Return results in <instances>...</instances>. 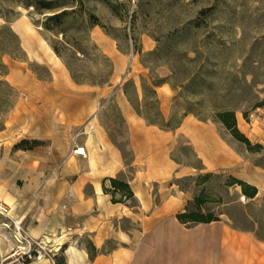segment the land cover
<instances>
[{"label":"rangeland","instance_id":"obj_1","mask_svg":"<svg viewBox=\"0 0 264 264\" xmlns=\"http://www.w3.org/2000/svg\"><path fill=\"white\" fill-rule=\"evenodd\" d=\"M60 71L70 84L93 89L96 130L120 151L124 163L114 178L130 186L134 177L133 131L124 105L144 124L166 131L163 151L170 173L150 184L149 194L153 202L171 206L169 226L177 223L176 214L197 211L218 218L224 227L251 232L264 247V239L255 236L264 238V0H0V130L12 125V116L27 102L26 88L34 84L22 85L26 74L48 82ZM8 72L22 87L6 79ZM224 110L234 111L236 127L249 145L218 121L217 113ZM88 122L75 130L72 140L77 144L87 134L91 144ZM198 127L204 128L206 147L212 149L219 139L228 153L222 150L216 161L200 159L190 139ZM72 140L68 154L51 164L50 173L72 155ZM137 140L140 149H148L146 139ZM12 141L0 140L1 177L21 186L25 180L20 172L40 164L38 155L27 151L32 149ZM152 148L161 150L159 139ZM71 163L84 167L75 158ZM67 178L73 184L78 176ZM236 181L256 187V195L246 197ZM105 187L112 191L108 181ZM4 189L0 185V204L10 216L0 214V264L24 244L15 239L21 238L13 221L47 247L54 243L29 232L33 218L13 214V204L2 198ZM113 197L137 203L118 192ZM194 224L181 223L179 230L191 231ZM121 228L133 234L140 230L130 219L121 220ZM48 232L54 238L58 234ZM77 244L91 247L87 237ZM112 246L110 239L105 248ZM50 247L52 256L41 261L63 264L60 249Z\"/></svg>","mask_w":264,"mask_h":264},{"label":"crops","instance_id":"obj_2","mask_svg":"<svg viewBox=\"0 0 264 264\" xmlns=\"http://www.w3.org/2000/svg\"><path fill=\"white\" fill-rule=\"evenodd\" d=\"M66 74L54 73V79L48 82L26 74L22 85L34 84L26 88L27 102L12 116V125L0 130V140L9 137L12 143L22 139L38 141L27 151L38 155L40 166L20 172L25 180L21 186L13 178L4 180L0 166V185H5L2 198L13 204L11 211L20 219L33 218L28 226L33 236L54 240L50 246H55V252L60 249L65 264H264L259 260L264 258V247L254 242L251 232L228 226L226 229L219 220L194 224L186 232L179 230L181 222L177 219L173 227L167 224L172 223L171 206L167 201L153 202L149 194V185L170 173L163 151L166 131L144 124L126 105L135 146L134 177L129 183L137 203H113L102 185L122 172V156L108 143L103 131L96 130L93 89L70 84ZM6 79L17 88L22 87L15 81L14 73L8 72ZM87 121L85 132L91 133V144H87L88 134L78 143L84 147L85 156L69 155L62 167L50 173L51 164L68 154L75 130ZM89 125L92 129H88ZM197 129L190 135L197 156L203 160L220 159L222 150L227 152L220 140H215L209 149L201 135L204 128ZM140 137L146 139L148 149H140ZM157 139L161 150L154 152L152 144ZM71 158L84 167L78 169ZM71 173L78 178L68 184ZM123 219L136 222L140 226L138 233L121 228ZM50 229L58 233L56 238L50 235ZM82 237L90 240V249L77 244ZM60 239L62 242L55 244ZM110 239L114 246L106 249Z\"/></svg>","mask_w":264,"mask_h":264},{"label":"trees","instance_id":"obj_3","mask_svg":"<svg viewBox=\"0 0 264 264\" xmlns=\"http://www.w3.org/2000/svg\"><path fill=\"white\" fill-rule=\"evenodd\" d=\"M261 104H264V100H262ZM258 106H261V105H258ZM217 119L226 129L230 130L231 134H233L236 138H238L239 140L249 145L248 139L242 133H240L236 127V119H235V114L233 110H224V111L217 113ZM149 123L157 124V122L155 121H149ZM36 144H38V141L36 140H33L30 142L24 139V140H21L18 144H16V147H20L22 149H32L33 146H35ZM108 182L110 184V187L112 188V191L111 192L108 191L104 185H102V189L106 193H111L112 195L111 201L113 203H123V201L116 200L115 197H113V195L116 194L117 192L120 193V195L124 196L125 198L134 197V194L129 184L126 181H123L117 178H108ZM236 183H238V185L241 186V191L246 197L253 198L256 195L257 193L256 187L249 185L242 181H236ZM195 202L200 203L199 197L195 199ZM176 219L181 223L192 222L195 224L209 223L212 221L219 220L216 217L213 218L211 215H204L197 211H187L184 213H178L176 214ZM255 236L259 239H264V238H261L260 235H258L257 233H255ZM62 262L64 264L65 260L62 259ZM56 264H59V263H56Z\"/></svg>","mask_w":264,"mask_h":264},{"label":"built area","instance_id":"obj_4","mask_svg":"<svg viewBox=\"0 0 264 264\" xmlns=\"http://www.w3.org/2000/svg\"><path fill=\"white\" fill-rule=\"evenodd\" d=\"M73 147L70 150L72 155H81L85 156V149L83 146H79L75 139L72 140ZM59 168V165H56ZM8 210L6 207L0 204V214H4V212L8 215ZM14 227L19 234L20 238L15 237L17 241L24 244L16 246L15 250H13L7 257H5L4 262L1 264H25L30 261H41L42 259H49L52 256V249L50 246H46L45 243L41 240L34 239L27 230H24L20 225V221H13ZM21 240V241H20ZM18 247V248H17Z\"/></svg>","mask_w":264,"mask_h":264},{"label":"bare ground","instance_id":"obj_5","mask_svg":"<svg viewBox=\"0 0 264 264\" xmlns=\"http://www.w3.org/2000/svg\"><path fill=\"white\" fill-rule=\"evenodd\" d=\"M49 50L50 51H52L50 48H49ZM53 56H54V59L56 60V61H59V58H58V56H56L54 53H53ZM90 138V137H89ZM92 161V160H91ZM4 226H6V224H3ZM245 246V245H244ZM239 261V260H238Z\"/></svg>","mask_w":264,"mask_h":264}]
</instances>
